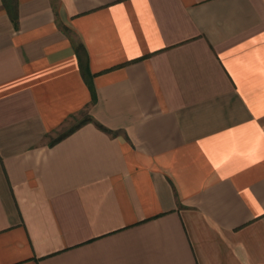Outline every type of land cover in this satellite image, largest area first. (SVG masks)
Here are the masks:
<instances>
[{
  "label": "crops",
  "instance_id": "obj_1",
  "mask_svg": "<svg viewBox=\"0 0 264 264\" xmlns=\"http://www.w3.org/2000/svg\"><path fill=\"white\" fill-rule=\"evenodd\" d=\"M18 10L0 0V264H264V0Z\"/></svg>",
  "mask_w": 264,
  "mask_h": 264
},
{
  "label": "trees",
  "instance_id": "obj_2",
  "mask_svg": "<svg viewBox=\"0 0 264 264\" xmlns=\"http://www.w3.org/2000/svg\"><path fill=\"white\" fill-rule=\"evenodd\" d=\"M4 4H5L6 8L8 9V12H9V14H10V16L14 22V25L17 27L18 26V19H19L18 0H4ZM75 49H76V53H77L78 58H79V63H80L82 75H83L86 83L88 84V87H89L91 94H92V103H94L97 100V92H96V87H95L94 80H93L94 73H92L90 66H89V59H88V53H87L86 47L82 42H76L75 43ZM74 116H75V114H72V115H70V117H68V119L71 117H74ZM88 120H91V117L89 116V114L86 117H84L83 119L75 122L67 130L61 132L52 141V143H54L58 140H61L62 138H64L68 134L72 133L73 131H75L78 127H80L83 123L87 122ZM101 126L104 127L103 125H101ZM104 128L107 129L106 127H104ZM107 130H110V129H107Z\"/></svg>",
  "mask_w": 264,
  "mask_h": 264
},
{
  "label": "rangeland",
  "instance_id": "obj_3",
  "mask_svg": "<svg viewBox=\"0 0 264 264\" xmlns=\"http://www.w3.org/2000/svg\"><path fill=\"white\" fill-rule=\"evenodd\" d=\"M88 115V109L84 108L82 111H79L78 113L75 114L74 117L69 118L62 127L54 134V135H59L61 132L67 130L69 127H71L75 122L78 120L83 119Z\"/></svg>",
  "mask_w": 264,
  "mask_h": 264
}]
</instances>
